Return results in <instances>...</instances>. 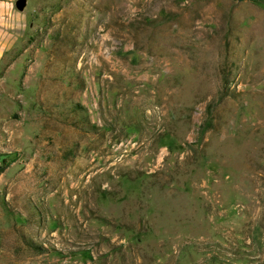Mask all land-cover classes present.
<instances>
[{
    "label": "rangeland",
    "instance_id": "obj_1",
    "mask_svg": "<svg viewBox=\"0 0 264 264\" xmlns=\"http://www.w3.org/2000/svg\"><path fill=\"white\" fill-rule=\"evenodd\" d=\"M27 2L0 264H264V0Z\"/></svg>",
    "mask_w": 264,
    "mask_h": 264
},
{
    "label": "crops",
    "instance_id": "obj_2",
    "mask_svg": "<svg viewBox=\"0 0 264 264\" xmlns=\"http://www.w3.org/2000/svg\"><path fill=\"white\" fill-rule=\"evenodd\" d=\"M17 0H0V64L5 62L30 28V14L16 6ZM28 3V2H27Z\"/></svg>",
    "mask_w": 264,
    "mask_h": 264
},
{
    "label": "water",
    "instance_id": "obj_3",
    "mask_svg": "<svg viewBox=\"0 0 264 264\" xmlns=\"http://www.w3.org/2000/svg\"><path fill=\"white\" fill-rule=\"evenodd\" d=\"M27 0H17L16 6L18 9L23 10L26 7Z\"/></svg>",
    "mask_w": 264,
    "mask_h": 264
},
{
    "label": "trees",
    "instance_id": "obj_4",
    "mask_svg": "<svg viewBox=\"0 0 264 264\" xmlns=\"http://www.w3.org/2000/svg\"><path fill=\"white\" fill-rule=\"evenodd\" d=\"M241 1V0H240Z\"/></svg>",
    "mask_w": 264,
    "mask_h": 264
}]
</instances>
